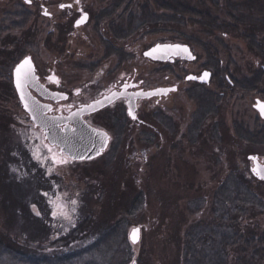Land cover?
Masks as SVG:
<instances>
[{
	"label": "rangeland",
	"instance_id": "rangeland-1",
	"mask_svg": "<svg viewBox=\"0 0 264 264\" xmlns=\"http://www.w3.org/2000/svg\"><path fill=\"white\" fill-rule=\"evenodd\" d=\"M94 1V15L111 7V0ZM175 1L121 0L107 20L95 28L89 25L85 36L73 44L76 53L59 66L70 84L81 87L87 77L83 64L98 61L109 39L111 50L115 45L118 51V44L125 43L121 50L127 49L131 57H124L122 64L113 57L107 67L135 64L159 81L170 76L172 82L180 71L197 73L199 67L213 71L209 64L214 61L236 84L218 100L219 115L210 114L216 81L204 87L208 94L197 100L193 85L182 79V89L167 101L171 112L159 109L150 115L153 131L143 125L133 137L113 133L109 146L97 157L55 167L44 155L34 157L39 133L27 118L23 121V111L5 84L13 64L25 53L42 72L52 66L55 49L49 38L50 44L44 41L50 23L39 16L21 25L18 15L26 6L23 0H0V236L15 242L20 255L16 258L1 251L0 264H28L42 258L51 264H185L188 234L197 235V224L215 221L223 208H227L225 218L238 227L232 229H238L243 239L251 233L255 238L264 234V184L251 176L244 184L229 181L235 174H246L248 154H264V146L258 143L264 138V130L259 129L263 123L253 108L255 98L264 99V74L255 72L261 68L255 49L264 39V0L245 4L232 0V15L227 13V0H178L187 10L181 16L169 7ZM205 10L217 18V24L236 28L239 18L244 25L224 35L205 26ZM144 17L148 24L154 19L152 25L155 22L157 27L141 26ZM111 24L124 37H111ZM251 29L256 30L254 40L245 39L243 33ZM135 41L141 46L157 41L186 43L198 58L183 68L163 70V64L152 65L141 57L136 60ZM198 114L204 120L201 134L193 128ZM224 121L233 132L229 136L236 138V132L243 130L254 142L237 138L234 147H228L225 126L218 123ZM214 122L219 127L212 130ZM220 189L226 196L237 193L241 212L235 213L228 197L220 202ZM248 193L263 201V209L248 205ZM57 204L64 205L70 219L53 215ZM137 227L139 240L132 243L129 235ZM233 249L229 246L226 252L228 264L238 262Z\"/></svg>",
	"mask_w": 264,
	"mask_h": 264
},
{
	"label": "flooded vegetation",
	"instance_id": "flooded-vegetation-1",
	"mask_svg": "<svg viewBox=\"0 0 264 264\" xmlns=\"http://www.w3.org/2000/svg\"><path fill=\"white\" fill-rule=\"evenodd\" d=\"M115 1L120 2V0H111L110 1V9L107 11H103L100 14L94 15V12H96L95 3L94 0H23L26 6H24L25 10L28 11L31 14V17L36 18L39 16H42L45 19H48L50 23V28L46 33V36L44 37V41H47L46 38H49L52 41V47L55 49L54 53V60L52 66H49L45 69L44 72L41 71L40 68L37 67L35 61L33 60L32 56L30 54H24L19 60H17L10 72H8V76H6L5 84L7 85L8 89L14 93V96L16 97V100L21 107L24 116L22 117L23 121L25 122V119L27 118L28 124L30 127H32L34 130L38 131L39 138L37 139V148L39 150V155H44L45 159H48L53 162V165L56 166H62L67 164H58L55 163L51 159V154L48 152L46 148L43 147L44 144H49L52 141L47 136V133L45 130H43L41 127L35 125L29 116V114L23 109L22 103L19 99V96L17 94L16 88L14 86V79H13V71L16 67V65L21 62L26 57H29L32 61L34 70H35V76L37 77L36 86H30L27 89V92L30 94V96L34 99L37 106V111L41 112L42 106L44 105H51V111H48L45 109L43 111V116H46L48 118L52 117H63L64 120L57 123L58 132L60 134H65L67 131H72L76 128L78 125V120L82 122L84 126L93 128L95 130H101L105 131L109 136V144L111 139L113 138V133L116 137H120L123 135L124 137H133L134 133L137 132V128H140V126H146L149 128V130L153 131V126H150L149 117L151 114L159 112V109H164L167 112H171V105L167 103L169 98L179 92L180 85L182 79L184 81L186 80L187 75L193 74L197 77L200 76V74L207 70L210 72V80L209 83H201L198 80H190V82L193 86L192 89L194 91H197V100H200L204 97V95H207L208 93L206 91H203V88L206 86H209L211 82L216 81L215 88L216 91L211 95V98H213L212 101V107H214V110L210 112V114L218 116L219 111H217V102L218 100L226 97V94H228L229 91H232V89L236 86V84L232 81L229 74L226 73V70H220L214 69L213 71L208 68H197V73H186L185 70L180 71V74L177 75L176 79L171 82V77L166 76L164 78H161L160 81L157 80L159 77L153 78L152 75H149L147 73H144L143 70L139 69L135 64L130 66H114L115 68H109L106 66L107 62H109V59L115 57L119 64H122L121 60L125 58L131 57V54L128 52V50H121L122 45L124 46L125 43H122L121 45L118 44L119 48L118 51H116V46L114 45V50H111L110 48L113 45L111 43V40L109 39V45L105 44L104 49L102 51V56L98 58L97 60H93L90 63L91 64H83L82 69L86 70L87 77L84 79L81 87L73 86L69 83V79H67L66 76H64L65 70L63 67H60L59 65L63 63L65 59L70 58L73 56L75 51L74 43L77 41L79 42L80 36H85V33L87 32L86 29L89 27V25H93L94 28L101 24V22L108 19V15L112 14L114 10L119 7L120 3L115 6ZM65 5V7L61 8V5ZM70 5V7H68ZM23 9V10H24ZM45 10L49 13V15H45ZM23 12V11H22ZM20 14V13H19ZM86 14L87 19L84 20L81 24L77 25V21L81 19L82 16ZM20 16V15H18ZM21 25L24 20L21 19ZM93 22V23H92ZM109 30L111 32V37L116 39H121L124 37L125 34L119 31V27H116L114 24H111L109 26ZM50 34V35H49ZM87 37V34H86ZM79 38V39H78ZM105 39V38H104ZM105 42V41H103ZM162 41L154 42L151 45L141 46L137 44V41H135L136 45L133 47V53L136 55V60L138 58H142V60H146L148 63L152 65H160L163 64L162 67L163 70H168L170 67L180 65V68L184 67V64H188L191 62H194L198 56L192 61L183 60L180 58H175L173 61H153L146 57H144V52L149 49L152 45L155 43H161ZM11 42H7L5 44H10ZM83 44V43H82ZM78 47V46H77ZM130 50V49H129ZM124 53V55H123ZM194 53V52H193ZM90 56V54H89ZM170 66V67H169ZM2 72L3 69H1ZM7 72V71H6ZM5 72V73H6ZM7 74V73H6ZM57 77L59 79V84L49 81L48 77L53 76ZM183 76V78H182ZM173 79V78H172ZM181 79V80H180ZM128 85L127 88L124 87V85ZM176 86L175 91H170L166 95H153L147 98L141 97L136 95V93H146L149 91H153L157 88H165V87H172ZM242 88L247 89L245 86L241 85ZM241 88V89H242ZM77 89H79V93H77ZM112 92L116 93H123V95H120L118 98H115L112 100L111 103H109L107 106L95 110L93 112L84 113L81 118H70L71 113L74 112L77 109H80L83 105L90 104L94 101H97L98 99H101L104 96L111 95ZM54 93H62L64 96L67 97V99H61L59 97H54ZM264 96V93H261ZM196 98V97H195ZM263 100L262 98H255ZM131 100L134 101V113L136 118L133 119L132 116L129 115L128 112V106L129 102ZM255 100L253 104V108L255 105ZM71 106L69 108L68 106ZM155 107L154 111L153 108ZM255 110V108H254ZM153 111V112H151ZM256 111V110H255ZM258 114V112L256 111ZM201 115V114H200ZM200 115H197V118L195 120V126H193L194 129H196V134L202 133V124L203 121L200 117ZM259 116V114H258ZM260 120L264 124V119L259 116ZM51 121V120H50ZM22 122V121H21ZM67 122L70 124V130H65L63 128V123ZM214 122L211 125V129L213 128L217 129V126ZM220 123V126L224 127L226 122H218ZM217 123V124H218ZM259 127V129L264 130V125ZM219 127V126H218ZM152 128V129H151ZM229 126H225V132L228 134V147L229 145L231 147H234L233 142L234 139L239 138V140L247 141V142H254V140H251L250 136L246 134L243 130L241 131H235L236 132V138H233L232 136H229ZM144 133V132H142ZM233 132H231L232 134ZM230 134V135H231ZM141 135V134H140ZM262 135L264 137V132H262ZM47 136L48 139H44V137ZM61 137V136H58ZM258 141V140H257ZM58 145L56 148H54V151L60 154V149L62 147L57 143ZM258 143L261 146H264V138H261ZM108 144V146H109ZM238 145V144H237ZM227 147V148H228ZM238 147V146H237ZM105 151V150H104ZM62 155L64 157H67L70 162H80L85 161L86 159H75L73 160L72 157L63 150ZM253 157L256 158V160L264 165V154H248L247 160L248 163L244 165L246 174H244L245 179H249L250 176L254 179V181L259 182L260 184H264V180H257L253 173L252 168L254 166ZM45 161V160H44ZM46 162V161H45ZM43 163V162H41Z\"/></svg>",
	"mask_w": 264,
	"mask_h": 264
},
{
	"label": "trees",
	"instance_id": "trees-1",
	"mask_svg": "<svg viewBox=\"0 0 264 264\" xmlns=\"http://www.w3.org/2000/svg\"><path fill=\"white\" fill-rule=\"evenodd\" d=\"M227 1L229 5L227 9V13L229 15H232V13L234 12L232 10V5L235 2H233L232 0H227ZM246 1L247 0H240L238 2L245 4ZM120 2L117 3V1H115V6H117ZM169 7L171 10L175 11L180 16L182 15L181 13L183 11H187L186 6L178 0H176L175 3H171ZM203 13L205 15L203 17L206 20V22L204 23L207 24V25L205 24V26L213 29L214 31L223 32L224 35L244 25L242 19H239V18L236 20L238 24L236 28L229 24H224V23L217 24V18H213L212 16H210L207 10H205V12ZM20 17L22 20L26 21L27 19H29V17H31V14L24 9L23 12L20 14ZM173 18L175 17H172L169 22L174 21L175 19ZM153 20L154 19H150L151 22H149L148 24L147 17L140 18L141 26L145 28H149V27L156 28L157 26L155 25V22L152 25ZM255 32H256L255 29H251L249 32H246L245 34L243 33V37L245 39L251 38L254 40L256 36ZM262 40L263 41L261 42L260 46L258 45L257 49H255V51H257L256 55L258 59H260L261 61V68H262V69L259 68L257 71H255L257 74H264V70H263L264 68V39ZM46 42L47 44H50L48 40ZM187 42H190V41H187ZM209 66H211L214 69L219 68L217 67L218 63L217 62L215 63L214 61L212 62V64H209ZM240 178H242V180ZM229 181L231 182L234 181V184L238 185V183H243V184L247 183L249 180L245 179L244 174L242 175V177L235 174L233 179ZM226 186L230 187L229 184H226ZM230 190L232 191L233 189H230ZM224 192L226 191L224 190ZM224 192L221 189L219 190V193H218L219 197H221V199L223 198L220 202L226 201L228 197L230 198L233 209L236 210L235 213H237L238 211L241 212L242 209L238 205L240 198H238L237 193L236 194L234 193L235 195H232V196L231 195L226 196ZM247 195H248V205H250L251 208L255 206L258 208L257 210L263 209V201H259L256 194L254 195L252 193H248ZM217 199L219 198L217 197ZM226 209L227 208H223L222 213L217 215V218L215 221L210 220V222L203 224V226L197 224V235L195 233L191 235L193 231L188 234V237H187L188 239H186L185 241L184 254H183L185 264H228V262H225V259L227 257L226 252L229 246L230 248L234 247L233 251L238 253V262H236V264H262V261L264 260V234L255 238L254 234L251 233L248 235L247 240L243 239V235L239 231L236 232L238 229L237 230L232 229V227L238 228L236 224L232 225L230 223L231 219H229V217L228 219L227 217L225 218L224 215H226L227 213ZM229 228H231V230ZM190 235H191L192 240L190 239ZM16 250H18V247L15 244V242L13 241L11 242V240L8 239L4 235L0 236V252L3 251L9 254L12 253V254H15L16 258L17 257L20 258V255L16 254ZM188 257H189V262H186L188 261L187 259ZM64 258L67 259L68 256ZM44 260L45 259L42 258L41 262H27V263L28 264H40V263L41 264H48V263L51 264L52 263V262H43ZM55 263L60 264V262H55ZM63 263L70 264L71 262H63ZM121 264H124V263H121Z\"/></svg>",
	"mask_w": 264,
	"mask_h": 264
},
{
	"label": "snow or ice",
	"instance_id": "snow-or-ice-1",
	"mask_svg": "<svg viewBox=\"0 0 264 264\" xmlns=\"http://www.w3.org/2000/svg\"><path fill=\"white\" fill-rule=\"evenodd\" d=\"M78 2V0H77ZM61 8L65 7V5H61ZM70 7V5L68 6ZM45 15H49V13L45 10ZM87 19L86 14L84 16L81 17L80 20H78L76 23L77 25L81 24L84 20ZM188 49L185 46H181L179 44L176 45H169V44H165V45H156L155 48L151 49L149 52H146L145 55L146 56H153V58H157L154 54L159 53L160 54V58H166L169 57L171 55H180L182 53H187ZM189 57H191L190 53H189ZM15 76H16V87L17 89L20 91L21 94V99L24 101L25 107L28 108L30 111L35 112L36 109V102L34 101V99L30 96V94L27 92V89L30 86H36V82H37V77L35 76V70L31 64V61L29 58H25L24 61H22L15 70ZM208 76V73H204L202 77H200L201 79H205ZM189 79H195L196 77H188ZM49 81L54 82L59 84V79L57 77H55V75L53 76H49L48 77ZM125 88L128 87V85H124ZM157 92H167L170 91L169 89H158L156 90ZM77 93H79V89H77ZM154 93H136V95L138 96H143V95H152ZM120 95H123V93H116V92H112L110 96H106L104 97V100H106L107 102L111 103L113 98H118ZM54 97H59L61 99H67L66 96H64L62 93H54L53 94ZM103 101L97 100L94 101L93 104H87V105H83L81 107V109H79L77 112H72L70 118L74 119L78 116L81 115V113L85 110H95L96 105H101L102 106ZM69 108H71V106H68ZM256 107H258V109L260 110L261 114H264V104H262L261 102L257 101V105ZM42 109H47L48 111H51V105H44L42 106ZM129 115L132 116L133 119L136 118L134 112L132 111L131 105L129 107ZM41 116L43 117V123L42 126L43 127H48L49 126V122L51 120V123L53 126H55L56 123L63 121L64 118L63 117H52V118H48L46 116H43V111L41 110ZM36 117L34 116V119ZM63 128L65 130H70V124L67 122L63 123ZM95 132H97V135H99L102 138L103 146H106L107 144V140H108V135L105 132H100L97 130H93ZM44 139H48L47 136L44 137ZM58 145L56 144V138L53 137L52 138V142L49 144H44L43 147L46 148L48 150V152L51 154V159L58 164H67L69 163V159L67 157H64L62 155L63 153V149H60V154H58L57 152L54 151V148H56ZM102 150V149H101ZM99 154V153H97ZM34 157L36 159H40V155H39V150L37 149L36 152H34ZM72 159H83V157L78 156V155H73ZM253 160H255L256 158L253 157ZM254 172L257 173V175H260L261 179H264V169L260 168V166L258 165L256 168L253 169ZM72 204L75 205L76 201L73 200ZM73 211H75V209H72ZM53 215H63L65 216V218H69L68 213L64 210V205L63 204H57L56 205V210L53 211ZM139 229L138 228H133L130 234V239L132 240L133 243H136L137 240L139 239L138 233H139Z\"/></svg>",
	"mask_w": 264,
	"mask_h": 264
},
{
	"label": "water",
	"instance_id": "water-1",
	"mask_svg": "<svg viewBox=\"0 0 264 264\" xmlns=\"http://www.w3.org/2000/svg\"><path fill=\"white\" fill-rule=\"evenodd\" d=\"M165 45V44H169V45H176V44H179L181 46H185L187 47L188 49V52L187 53H182L180 55H171L169 57H166V58H160V54L159 53H156L154 54L157 58H153V56H146L145 53L146 52H149L151 49L155 48L156 45ZM189 53L191 55L192 58L189 57ZM144 57L150 59V60H153V61H161V62H165L167 60L169 61H173L175 58H180V59H184V60H188V61H192L195 59V55L192 53L189 45L187 44H184V43H178V42H175V43H156L154 44L153 46H151L149 49H147L145 52H144ZM26 58H29V57H26ZM30 59V58H29ZM25 59H23L22 61H24ZM21 61V62H22ZM31 61V59H30ZM19 62L16 67L21 63ZM31 64H32V61H31ZM33 66V64H32ZM16 67L13 71V79H14V86L16 88V91H17V94L19 96V99L22 103V107L23 109L29 114L32 122L41 127L43 130L46 131L47 133V136L49 137V139L52 141V138L55 137L56 140L58 141L57 143L62 147V149L64 151H66L71 157L73 155H78V156H81L83 157L84 159H91V158H94L96 156H98L107 146L108 144V141H109V137H108V140H107V144L106 146H103L102 147V144H103V141H102V138L97 135V132L93 131L94 129L93 128H90V127H87V126H84L82 124V122H80L78 120V125L76 126V128L72 131H67V133L65 134H60L58 132V128L56 127L57 126V123L55 124V126L52 125L51 121L49 122V126L48 127H43L42 126V123H43V117L41 116V112H38L37 110L35 112L33 111H30L28 108L25 107V104H24V101L21 99V94H20V91L17 89L16 87V76H15V70H16ZM34 68V67H33ZM204 73H208V76L205 78V79H201L200 77L203 76ZM188 77H196L195 79H189ZM186 80L187 81H190V80H195V81H199L201 83H209V80H210V72L207 71V70H204L200 76H196V75H193V74H189L187 75L186 77ZM158 89H169L170 91H175L176 90V86H172V87H165V88H157L153 91H149V92H146V93H154L152 95H143L141 97H144V98H147V97H150V96H153V95H166L167 93H169L170 91H167V92H157L156 90ZM110 96V95H109ZM106 97V96H104ZM104 97H102L101 99H98L100 101H103V104L102 106L101 105H96L95 107V110H98V109H101L105 106H107L109 104V102H107L106 100H104ZM115 98H113L114 100ZM134 101L135 100H131L129 102V106H128V112H129V107L131 105V108H132V111L134 112L135 110V107H134ZM257 101L261 102L262 104H264V101L263 100H260V99H256L255 100V105H254V108L255 110L258 112L259 116L261 118L264 119V114H261L260 110L258 109V107H256L257 105ZM90 104H93L90 103ZM36 109L37 106H36ZM81 109V108H80ZM45 109H42V111H44ZM79 109L75 110L74 112H77ZM94 110V111H95ZM88 112H93V110H85L81 113L80 116L76 117V118H81V116L84 114V113H88ZM135 114V113H134ZM34 116L36 117L34 119ZM97 131H100V132H105V131H101V130H97ZM106 133V132H105ZM108 135V134H107ZM58 136H61V137H58ZM102 149V150H101ZM99 153V154H97ZM254 162V166L252 168V172L253 174L255 175V177L259 180H261V177L260 175H257L256 172L253 171L254 168H256L258 165L260 166V168L264 169V165L260 164L256 159L253 160ZM138 228V227H137ZM139 229V228H138ZM131 234V232H130ZM140 232L138 233V236H139ZM129 238H130V235H129ZM139 240V239H138ZM137 240V241H138ZM130 241L132 242V240L130 239ZM133 243V242H132Z\"/></svg>",
	"mask_w": 264,
	"mask_h": 264
}]
</instances>
